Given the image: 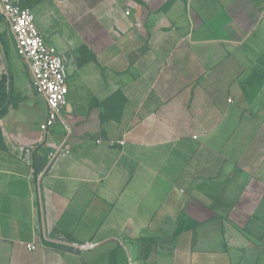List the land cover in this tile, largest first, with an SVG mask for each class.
<instances>
[{
  "label": "crops",
  "instance_id": "0c3cea01",
  "mask_svg": "<svg viewBox=\"0 0 264 264\" xmlns=\"http://www.w3.org/2000/svg\"><path fill=\"white\" fill-rule=\"evenodd\" d=\"M12 1L68 94L0 69V264H264V0Z\"/></svg>",
  "mask_w": 264,
  "mask_h": 264
},
{
  "label": "built area",
  "instance_id": "2783aa9c",
  "mask_svg": "<svg viewBox=\"0 0 264 264\" xmlns=\"http://www.w3.org/2000/svg\"><path fill=\"white\" fill-rule=\"evenodd\" d=\"M0 16L10 29L16 53L28 66L33 90L45 100L47 113L40 129L49 132L63 118L67 106V70L63 57L46 43L29 8L12 0H0Z\"/></svg>",
  "mask_w": 264,
  "mask_h": 264
},
{
  "label": "rangeland",
  "instance_id": "374dc122",
  "mask_svg": "<svg viewBox=\"0 0 264 264\" xmlns=\"http://www.w3.org/2000/svg\"><path fill=\"white\" fill-rule=\"evenodd\" d=\"M1 35H2L1 36L2 44L4 47L5 54L7 56L9 69L11 70V74L14 79L15 87H22L28 82V74H27L26 68L24 67L22 59H20L18 55L16 54L14 47L11 44L10 40L4 36V33H2ZM0 69H1V72L4 73V76L7 77L10 70L6 69L3 66L1 56H0ZM34 118L38 122L41 119H43L41 103H40L39 112H34Z\"/></svg>",
  "mask_w": 264,
  "mask_h": 264
},
{
  "label": "trees",
  "instance_id": "16d2710c",
  "mask_svg": "<svg viewBox=\"0 0 264 264\" xmlns=\"http://www.w3.org/2000/svg\"><path fill=\"white\" fill-rule=\"evenodd\" d=\"M1 42H2V39H1ZM10 80V86H12V83H11V78L9 79ZM12 92H13V89L11 91H7L6 92V88H5V84H4V79L2 78L0 80V109H2V112L4 113L6 107L4 106V103L6 101V99L8 98V96H10V98H12ZM13 101V99H10V103ZM1 112V113H2Z\"/></svg>",
  "mask_w": 264,
  "mask_h": 264
},
{
  "label": "water",
  "instance_id": "95a60500",
  "mask_svg": "<svg viewBox=\"0 0 264 264\" xmlns=\"http://www.w3.org/2000/svg\"><path fill=\"white\" fill-rule=\"evenodd\" d=\"M0 56H1V59H2V64L3 66L8 69L9 68V64H8V60H7V56L5 54V51H4V47H3V44L1 42V39H0ZM11 91L12 90V86H10V80H9V83H8V89L7 91ZM9 99H10V96H8V98L6 99L5 103H4V106L6 107L9 103Z\"/></svg>",
  "mask_w": 264,
  "mask_h": 264
}]
</instances>
